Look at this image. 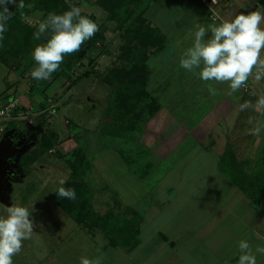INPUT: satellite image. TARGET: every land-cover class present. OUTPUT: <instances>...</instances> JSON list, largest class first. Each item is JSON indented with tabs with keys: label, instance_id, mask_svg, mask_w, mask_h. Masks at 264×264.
<instances>
[{
	"label": "rangeland",
	"instance_id": "1",
	"mask_svg": "<svg viewBox=\"0 0 264 264\" xmlns=\"http://www.w3.org/2000/svg\"><path fill=\"white\" fill-rule=\"evenodd\" d=\"M54 1L56 6L51 10L46 9L43 0H24V9L8 5L13 15L0 41V101L13 95L20 106L29 110L14 111L13 118L11 113L9 120L0 122L11 126L10 121H15L17 141L12 138V142L18 143L8 168L9 189L0 197V216L6 215L7 207L21 205L29 209L34 223L33 235L23 242L21 252L13 258L14 264H80L81 257L100 255L102 264H179L176 255L181 253L189 260L187 264L229 261L224 257L235 252L238 242L249 241L255 235L252 228L261 224L264 229V200L253 201L226 172L220 171L217 148L223 153L231 146L239 160L246 161L250 172L264 150V130L259 136L247 134L252 127L247 120L253 116L264 122V116L251 110L239 111L235 126L227 119L225 124L230 127L218 129L221 133L215 139L202 140L198 137L206 136L205 131L212 127L204 121L218 108L200 106L205 101L196 107L195 83H185L183 78L187 76L177 74L181 84L165 86L174 88L169 92L170 99L174 90L181 92L174 91L176 103H195L189 114H195V121L172 123L166 122L162 114L154 117L158 113L156 85H149L148 94H142L135 106L119 78L108 80L117 67H125L127 73L143 63L144 48L134 36L135 27L143 21H138L143 18L138 13L140 5H136L139 0L126 2L127 11L122 15L121 10L111 15L96 0ZM221 5L216 6L220 14ZM71 6L79 7L82 15L102 28L105 40H97L82 59L44 87L30 73L36 66L32 52L46 42L48 34L39 40L32 35L29 46L23 35L27 26L36 32L48 13L62 14ZM175 58L171 59L176 62ZM85 71L89 73L85 75ZM126 75L130 80V74ZM157 77L171 78L167 71ZM254 84L263 90L264 80ZM185 85L193 90L183 91ZM131 87L134 91V85ZM236 94L239 95H232ZM258 96L257 91H247L246 100L254 103ZM7 133L2 131V137ZM210 141L214 147H209ZM44 145L51 147L44 152ZM173 148L175 151L165 160L177 162L174 165L159 160L155 154V150L164 153ZM148 170L151 171L147 173ZM145 171L146 178L137 179ZM61 180H77L86 187L74 200L79 220L59 205L64 200L56 194ZM134 197L141 200L138 205ZM144 203L148 207L142 209L149 210L141 218L138 243L121 247L114 241L116 232L113 238L105 233L102 219L109 216L111 220H139L141 214L136 207ZM255 209L262 216L258 218ZM160 232L177 242H161ZM165 256L167 260L162 261ZM263 263L264 256L258 255L257 264Z\"/></svg>",
	"mask_w": 264,
	"mask_h": 264
},
{
	"label": "clouds",
	"instance_id": "2",
	"mask_svg": "<svg viewBox=\"0 0 264 264\" xmlns=\"http://www.w3.org/2000/svg\"><path fill=\"white\" fill-rule=\"evenodd\" d=\"M8 5H15L16 9L25 8L24 0H0V41L4 40L8 21L13 15ZM97 31L98 25L82 15L79 7L71 6L62 14L48 13L33 33L36 40L48 33L50 35L32 52L36 66L31 70V77L36 81L50 80L65 57L78 52ZM179 66L198 75L204 82L226 83L230 95L245 88L250 79L260 83L264 80V8L240 12L229 19L221 18L218 24L212 23L207 27L198 24L193 43L183 52ZM208 91L216 94V89L210 85ZM239 110H251L264 116V94L259 95L254 103L244 101ZM247 123L252 125L247 130L249 135L259 136L264 130V122L256 117L250 116ZM59 183L63 185L65 181ZM56 194L66 200L76 199L74 188L61 186ZM30 216L29 209L21 205L7 207L6 215L0 216V264H14L13 258L21 252L23 242L31 239L34 223ZM238 252L237 264H257V255L264 256V246L258 245L253 249L248 240L242 239L238 242ZM102 260L103 255L81 257L80 264H102Z\"/></svg>",
	"mask_w": 264,
	"mask_h": 264
},
{
	"label": "crops",
	"instance_id": "3",
	"mask_svg": "<svg viewBox=\"0 0 264 264\" xmlns=\"http://www.w3.org/2000/svg\"><path fill=\"white\" fill-rule=\"evenodd\" d=\"M124 2H125L124 4L126 5L127 4L126 2H130V1L126 0ZM220 4H222L220 6V9H219V10H221V14L219 13L220 18L218 20H212L210 18L209 5L207 3H205L203 0H139V2H136L137 6L140 5L138 13L142 14L143 20H146L147 23L150 25V27L155 28L157 30V33L155 32L153 37H155V39L157 40L158 43L154 41V38H150L151 40L146 39V40L152 41V45L148 48V50L145 47H143L144 51L147 50V53L149 54L147 63H148L149 72H151V74L153 75L151 78H149L150 79V82H149L150 88L155 87V85H156V90L159 91V92H156V96H157V101L160 104V107L157 109L156 112H158V113L154 117L157 118L158 116H161L160 114H162V115H164L166 122L170 121L172 123L191 122L192 120H193V122L195 121L194 118H192L195 116V114L189 115L193 111V109L195 108V103L191 102L189 104V102H188V104H184V105L176 103L173 99V95H174L175 90L172 92V99H170V93H169L170 90H173L174 88H170V87L165 86L167 83H171L173 86H175L176 83L181 84L180 82H178L179 78L176 77L177 74L178 75H186L187 77L183 78L184 82L185 83L192 82V83H195L194 85H196V86L194 87V90H193V89L189 88V85H185V87L182 88V90L183 91L193 90L196 92V95L198 97V99H196V101H198L196 107L198 106V104H200L201 102L204 103V101H205L206 103L200 104V106L203 105V106L207 107L208 109L214 108V107L218 108L216 110V113H215V111H213L212 114L209 113L207 115V116L211 115L210 116L211 118H208L207 120L204 121V123L212 124L211 129L205 131V132H207L206 136H204L206 134L205 133L204 135L202 134V136L198 137L200 139L203 138L204 140L207 138L211 139V138L218 136V134L221 133L220 130H224L225 128L230 127L229 124H234V126L237 124V122L239 121V113H240L239 112L240 111L239 105L246 100L247 91L248 92L249 91H257V94H259V95L264 94V88H263V90H262V88H258V89L255 88L256 87L255 84L250 79L248 85L245 88H242L238 91L239 95H237V94L236 95H232V94L230 95L229 94L230 89L226 83L225 84H217V83L211 82V81L204 82L198 78V75H193L191 72H188L179 66V61H180V58H181L183 52L188 47H190L193 43L194 32H195L196 26L198 24L205 26V27H207V25L212 24V23L218 24L220 22L221 18L229 19L233 15L237 14V12L240 9L248 7V6H255V9L264 8V0H220V2L218 4H216V6H218L217 8H219ZM125 5L123 6V10L126 12L127 8L125 7ZM216 6H215V9H216ZM210 35L211 34L209 32L208 36H210ZM208 36H206V38H208ZM154 43H156V44L161 43V44L158 46H155ZM175 56L177 57V59L175 58ZM171 58H175L176 62L173 61L174 59H171ZM166 64H168L169 67ZM151 70H154V71H151ZM165 71L168 72V75H170L171 78H169L167 80L166 79L160 80L157 76L160 73L163 74ZM186 72L188 74H185ZM157 82L159 83V85H157L158 84ZM209 85L216 89L215 95H212L209 93V91H208ZM247 87H249V88H247ZM175 92L181 93L180 91H175ZM197 92H198V94H197ZM12 96L13 95H11V97L9 99H13ZM193 97H195V96H193ZM193 97H190V99H193ZM190 106H192L193 109H191L192 107H190ZM22 108L25 109V106L22 105L21 109ZM18 110L19 109H17L16 112ZM159 110L161 113L159 112ZM184 111H186V112L188 111L187 113L185 112V119L183 116ZM13 114H15V112ZM227 119L230 120L229 124L228 123L225 124V121ZM12 122H15V121H10V123H12ZM0 125L4 126L3 130L0 129V141L2 139V134H1L2 131L3 132L8 131L7 134H13V136H14L15 131H16L15 127L8 126L7 124H1V123H0ZM218 129H220L219 130L220 132L217 131ZM210 135H212V136H210ZM185 137L186 136H184V138L180 142L181 144L178 147H180L182 145ZM59 140H61V139H59ZM210 143H211V141H210ZM147 147L149 148V150L150 149L152 150L150 145H148ZM209 147H214V146H212V143H211V145H209ZM217 149L220 152L219 153V157H220V155L222 154L221 149L219 147ZM174 151H175L174 148L166 150L164 153H158L155 150V154H156V156L159 157L158 158L159 160L163 159L164 161H167V160H165V158L167 156H169L171 153H173ZM12 155L8 156V160L10 157H12ZM219 157H218V162H219ZM10 163H11V161H10ZM169 163H170V165H174L177 162H175V161L174 162H170V161L166 162V164H169ZM150 171L151 170H149V172ZM146 176L147 175H145L142 178H137V179H145ZM5 186L6 187L8 186L6 184V181H5ZM8 189H9V187H8ZM7 191L5 192V195H6ZM136 198L134 197V199H135L134 204L138 205L141 200H137ZM236 200L239 202H242L241 199H239V200L236 199ZM251 204L253 207L255 206L253 204V202H250V205ZM144 206H147V204L144 203L139 207L135 206L136 210H138L140 212L142 218L144 217V213L147 216V211L149 210L148 209L145 212L144 209H142ZM255 213H257L256 216H258V218L260 216H262L261 215L262 213L259 215V212L256 209H255ZM262 218L264 219V217H262ZM253 219L255 220V218H253ZM254 220H252V221H254ZM246 224H248V223L246 222ZM254 225L256 226V224H254ZM139 226H140V224H139ZM260 226H261V224H259L256 228L251 229L252 233H253V230H255L254 231L255 235L252 234V237L249 240V243L252 245L253 249H255V247L258 245L264 246V229H262ZM160 233H162L161 234L162 238L159 237V238H161V240H160L161 242H166V243H168L169 241L173 242V243L177 242V241L172 240V239L169 240L168 235L166 233H164V232H160ZM178 242H180V241H178ZM255 243H257V244H255ZM171 248H172V250H174L173 246H171ZM238 254H239L238 248H236L235 252H232L229 257H224V258L231 261L234 258H236ZM174 255H176V254H172L171 256L173 257ZM183 255H185V254L181 253L180 255H176V258L178 260L177 263L180 262L179 264H181L183 262L184 264H187L186 262L189 260L187 259V257L185 259V257H183ZM258 255H257V258H258ZM165 260H167V256H165L164 260H162V261H165ZM229 261H224V262L221 261L219 264L225 263V262H226L225 264H228ZM189 264H190V262H189Z\"/></svg>",
	"mask_w": 264,
	"mask_h": 264
},
{
	"label": "trees",
	"instance_id": "4",
	"mask_svg": "<svg viewBox=\"0 0 264 264\" xmlns=\"http://www.w3.org/2000/svg\"><path fill=\"white\" fill-rule=\"evenodd\" d=\"M96 1L99 5L107 9V11L111 15H113V13L117 14L120 10H121V13L120 12L119 13L121 15L124 13L123 6L125 5L124 1L126 0H96ZM43 2L46 3L45 6H46V9L48 10H51L50 7L56 6L54 0H43ZM56 14H59V13L56 12ZM141 20H143V18H140L138 21L140 22ZM26 30L27 31H26V34L23 35V39L25 41H28L27 45L29 46V43H30L29 38L33 35L34 28L27 26ZM155 32L157 33V30L155 28L150 27V25L147 23L146 20H143L142 22H140L138 26L135 27L134 36L137 39L138 43L148 50V48L152 45V41H150L151 40L150 38H154V41L157 42L155 37H153ZM49 35L50 33H48V36ZM104 35H105L104 30H102V28H98V31L95 33V35L91 39L87 40L82 45L81 49L78 52L65 57L64 63L60 66V69L57 72L53 73L52 78L50 80L37 81V82L41 83L40 85H43L44 87L48 86V84H50V82H52L55 79V77L60 75L63 71L68 70L73 65V63H75L77 59H82L85 56V52L88 50V48L92 47L96 43L97 40L104 41L105 40ZM146 39H150V40H146ZM154 44L155 46H158L161 43L159 44L154 43ZM130 49L131 47H128L127 50H130ZM147 50L143 52V55L141 57L143 59L142 61L143 63L141 64V66L133 67L134 69L127 71V73H129L131 76L130 80L127 79V75H126L127 73H126L125 67H117L116 69L112 70L111 75L108 78L109 81L119 78V80L121 81V86H123L125 91H127V94L131 96L130 100L134 103L135 106L138 104L139 99H141L140 96L142 94H148L147 91H148V86H149L150 73H149L148 63L146 62L148 61V57H149ZM88 73L89 72L87 71L84 72L85 75H87ZM123 77H125L127 80ZM133 85L135 87V90H134L135 92L131 90L132 89L131 86ZM9 98L8 100H10ZM38 106L41 107L42 105L39 104ZM155 107H156L155 108L156 110L160 107V104L158 103V101L156 102ZM123 108H124L123 110L125 111L124 113L126 114L127 109L126 107H123ZM11 126L17 129V125L15 124V122H12ZM49 147H51V145L46 146V147L44 145L42 146V150L46 152L48 151ZM234 152L235 151L233 150V148H231V146L228 145L226 150L221 154V156L219 157V162H218L220 171L222 170L223 173L226 172L227 174L225 173L224 174L227 175V177H229L238 187L243 189L245 194L249 198H251L253 201L259 200V198H263L264 200V150L262 154L260 155L259 162H257V164H255V166L251 168L250 172H247L246 170V167H245L246 161L243 162V160H239V157ZM148 172L149 170L147 171V173ZM147 173L145 171L142 174L143 175L142 177H144ZM62 186L63 187L68 186L65 188H74L76 191V196L77 194L79 195V193L80 194L82 192L84 193L85 192L84 188H86L84 187L83 182H79L77 180L65 181V183ZM59 205L64 209L65 212L70 214L71 217H73L76 220L80 219V216L78 215L77 207L74 205L73 200H66V199L62 201L60 200ZM139 217H140L139 220H136V219L128 220V218L117 219L114 217L111 220V217L108 216L106 220L102 219L101 226L105 230V233L111 236V238H113V234H112L113 232L117 233L116 237L114 238V241L115 242L117 241V243L121 247H129L131 245H136L140 239L139 238V233H140L139 224L141 222L142 216L140 215ZM238 255L236 258L231 260L230 264H237Z\"/></svg>",
	"mask_w": 264,
	"mask_h": 264
},
{
	"label": "built area",
	"instance_id": "5",
	"mask_svg": "<svg viewBox=\"0 0 264 264\" xmlns=\"http://www.w3.org/2000/svg\"><path fill=\"white\" fill-rule=\"evenodd\" d=\"M203 1L209 5L210 18L212 20H218L220 18V15L217 12V10L215 9V6H216V4H218L220 2V0H203ZM253 10H255V6H248V7L240 9L237 13H240V12L247 13V12H250ZM21 106H20V102H18V100L16 101L15 99H10V100L3 101V102L0 101V121L9 120L8 116L11 113L13 114L14 111H16L17 108H20ZM28 111H29L28 108H26V110L25 109L23 110V108H22L21 110L19 109L17 112H27L28 113ZM13 117H14V114L12 115V118ZM12 118H11V120H12ZM0 129L3 130L4 126L0 125Z\"/></svg>",
	"mask_w": 264,
	"mask_h": 264
},
{
	"label": "water",
	"instance_id": "6",
	"mask_svg": "<svg viewBox=\"0 0 264 264\" xmlns=\"http://www.w3.org/2000/svg\"><path fill=\"white\" fill-rule=\"evenodd\" d=\"M13 134H6L0 141V197L5 195L8 190V186H5L7 179L8 168L11 167V163L8 160V156L12 155L16 149V143L13 144ZM14 145V146H13Z\"/></svg>",
	"mask_w": 264,
	"mask_h": 264
},
{
	"label": "flooded vegetation",
	"instance_id": "7",
	"mask_svg": "<svg viewBox=\"0 0 264 264\" xmlns=\"http://www.w3.org/2000/svg\"><path fill=\"white\" fill-rule=\"evenodd\" d=\"M14 138H15V141H17V136H16V135L13 136V139H14ZM9 160H10V161H13L14 158H13V157H10Z\"/></svg>",
	"mask_w": 264,
	"mask_h": 264
}]
</instances>
